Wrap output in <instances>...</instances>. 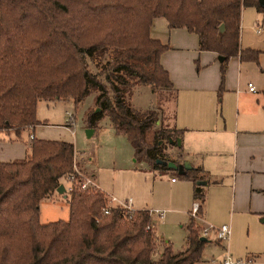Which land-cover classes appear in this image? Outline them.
<instances>
[{"label": "trees", "instance_id": "16d2710c", "mask_svg": "<svg viewBox=\"0 0 264 264\" xmlns=\"http://www.w3.org/2000/svg\"><path fill=\"white\" fill-rule=\"evenodd\" d=\"M245 5L264 12V0H0V129L19 135L37 123L39 98L70 97L76 104L93 91L87 126L94 128L106 115L130 143L134 161L191 182L201 215L203 170L182 166L179 153L168 149H181V130L165 116L174 98L159 62L167 44L151 37L149 26L163 16L168 27L196 33L198 48L221 55V64L235 55L256 61L258 50L238 45ZM140 84L156 92L159 104L130 105L131 89ZM73 156L70 141L32 136L24 157L0 160V264H199L207 236L194 217L185 223L184 247L173 250L156 236L147 208L130 215L112 208L101 215L100 191L75 182L67 218L40 222L38 203L72 171Z\"/></svg>", "mask_w": 264, "mask_h": 264}, {"label": "crops", "instance_id": "0c3cea01", "mask_svg": "<svg viewBox=\"0 0 264 264\" xmlns=\"http://www.w3.org/2000/svg\"><path fill=\"white\" fill-rule=\"evenodd\" d=\"M260 21L264 23V12L252 5L241 6L238 45L258 50L257 60H241L235 55L223 64L216 52L199 49L196 33L185 27H168L163 16L153 17L149 26V35L167 44L159 62L167 72L174 98L166 105L165 116L170 125L181 130V149H168L173 155L179 153L181 164L198 165L203 170L205 197L202 213L196 215L202 222L205 218L228 219L230 226L235 219L264 214V26ZM257 23L260 28L255 30ZM247 82L252 83L253 91L248 90ZM87 129L89 133L95 130ZM15 139H20V134L0 136V160L25 156ZM21 142L29 148V138ZM87 175L99 188L95 175ZM178 180L184 182L177 187L181 201L193 202L191 182ZM63 193L54 189L39 203L58 200ZM64 202L68 207L67 197ZM38 210L40 222L51 221L54 212L46 209L41 213L39 206ZM187 211L190 216V209ZM159 219L150 214L156 235Z\"/></svg>", "mask_w": 264, "mask_h": 264}, {"label": "rangeland", "instance_id": "374dc122", "mask_svg": "<svg viewBox=\"0 0 264 264\" xmlns=\"http://www.w3.org/2000/svg\"><path fill=\"white\" fill-rule=\"evenodd\" d=\"M93 95V91L88 92L76 104L70 97L37 99L35 118L38 122L34 124L33 129L24 126V129L20 131V139H15L19 143L20 150L24 151V154L28 152L27 143L21 142L22 139L27 141L29 138L27 132H32L37 138L72 142L74 146L72 163L74 162L76 168L83 174L93 173L95 175L102 191L99 188L95 189L99 190L101 195L105 193L120 199L130 197L133 206L149 209L151 218L154 219L156 215L153 209H164V215L157 223L155 222L156 236L159 238L158 234H161L162 239H168L174 250L181 249L186 234L185 223L189 217L187 210L192 205L189 201L182 202L181 194L177 191L178 185L184 182L178 180L180 178L173 170L167 169L159 172L150 169L142 161H134L130 143L124 135L113 131L106 115L99 118L94 127L95 130L89 133L86 115L91 108L95 107ZM158 100L156 92L147 84L134 86L129 96L130 105L137 109L155 106L159 104ZM68 113L71 114V118L68 117ZM69 121H71L69 128L65 127L63 124ZM11 134L14 136L12 132ZM0 136L7 137L8 134L0 129ZM14 158L20 157L16 156L11 159ZM171 176L176 179L175 183L170 181ZM60 182L64 186V193L59 195L58 200L45 204L38 203L41 213L46 209L54 212L52 215L54 217L51 216L50 220L67 218L68 207L65 206L64 201L68 197L70 181L61 177ZM194 219L199 227L205 222L218 225L229 221L228 219L217 221L219 219L205 218L202 222L196 217ZM230 226L231 232L227 241H218L211 231L208 233L207 241L201 250L202 264H219L225 252L231 258L250 256L254 259L253 264H264V220L262 217L251 216L237 221L235 219ZM160 249L161 243L158 244L153 256Z\"/></svg>", "mask_w": 264, "mask_h": 264}, {"label": "built area", "instance_id": "2783aa9c", "mask_svg": "<svg viewBox=\"0 0 264 264\" xmlns=\"http://www.w3.org/2000/svg\"><path fill=\"white\" fill-rule=\"evenodd\" d=\"M260 28V24H255L254 29L258 30ZM247 88L250 91L254 90V87L251 82H247ZM68 116L70 114L68 113ZM65 127L69 128V124H63ZM32 133H28V137L32 138ZM65 179L70 181V185L68 186V190L71 188L72 183L75 182L78 187L81 189H95L98 188L96 183L93 181L91 177L81 173L75 166L72 164V171L64 176ZM173 179V177H171ZM103 202L99 207V213L104 215L108 213L112 208H117L122 211L123 215H130L135 207L132 205V201L130 197L127 198H117L114 195H109L102 193ZM196 209H197V201L193 200L192 205L190 207V216L196 217ZM149 211V210H148ZM157 217L161 218L164 215V209H153ZM150 213V211H149ZM212 232L214 237L218 240H227L230 236V226L228 223H220L218 225H213L211 223H202L199 228V233L203 236H208L209 232ZM254 259L250 256H245L244 258H231L226 252L224 253L222 259L219 261V264H253Z\"/></svg>", "mask_w": 264, "mask_h": 264}, {"label": "water", "instance_id": "95a60500", "mask_svg": "<svg viewBox=\"0 0 264 264\" xmlns=\"http://www.w3.org/2000/svg\"><path fill=\"white\" fill-rule=\"evenodd\" d=\"M257 1H258L260 4L263 3V0H257ZM218 27H219V29H222L223 24L220 23ZM217 58H218L219 60H222V56H221V55H217ZM157 162H159V160H157ZM167 165H168V167H170V168H175V167H176V165H175L173 162H171V161H168V162H167ZM182 166L186 167V166H188V164L185 163V162H183V163H182ZM177 167L180 169V168H181V164H179ZM55 190H56L57 192H59V193L62 192V191L64 190V186L62 185L61 182H59V183L57 184V186L55 187ZM201 238H203V237H201Z\"/></svg>", "mask_w": 264, "mask_h": 264}]
</instances>
